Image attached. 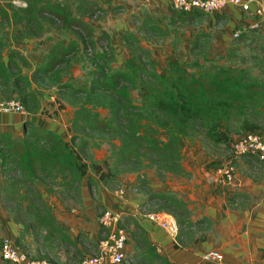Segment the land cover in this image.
<instances>
[{
  "label": "trees",
  "instance_id": "1",
  "mask_svg": "<svg viewBox=\"0 0 264 264\" xmlns=\"http://www.w3.org/2000/svg\"><path fill=\"white\" fill-rule=\"evenodd\" d=\"M39 1L27 0L26 6L0 4V10L4 17L16 18L25 36L43 34L44 22L37 15L38 11L50 13L70 28L88 27L89 33L83 37H88L86 48L93 67L89 72V83L77 89L85 93L75 92L72 100L75 109L70 119V138L30 122L23 134L16 136L11 131L0 132V169L3 175L0 194L6 199L18 195L20 203L22 199L28 200L30 209H36L39 225L50 235H61L65 227L54 214L39 184L45 186L49 193H55V185H61L62 190H76L81 196L82 182L90 170L108 187L114 183L119 186L121 173L140 167L154 166L160 175L166 172L184 174L182 140L198 136L211 145L229 147L233 135L263 128L258 118L264 113V77L251 67L213 60L201 72L190 71V67L201 68L198 59L188 61L170 54L165 64L158 68V61L135 34L127 37L138 44L128 43L129 57L115 67L112 62L116 53L110 37L106 34L99 36V40L107 45L97 50L94 27L85 20L84 13L73 14L68 5L61 3L46 2L39 6ZM195 11L199 10H174V16L185 18ZM149 22L150 19H146L145 25L163 35L164 30L159 24ZM252 32L255 29L243 30L220 57H239L240 41L246 40ZM76 45L77 41L54 45L32 75L20 69L14 59L16 50H12L8 60L0 53V97L19 98L26 109L43 112L36 76L50 75L55 78L50 79L53 85L63 84V77L70 69L67 66L70 59L65 57L76 50ZM133 89L139 91L140 103L133 101ZM33 102V105L29 104ZM61 106L64 107L63 104ZM101 107L107 108L108 114L103 115ZM95 132L112 133L120 143L114 142L111 153L104 159L89 162L84 153L94 143ZM12 171L18 172L20 177L12 175ZM88 183L91 186L98 181L89 177ZM21 188H24V194ZM157 194L164 202L157 211L173 214L179 223L176 237L179 243L193 246L206 239V229L197 235L192 227H199L207 218L194 221L185 199L168 192ZM242 196L246 197V194L236 191L228 197V203L235 205L236 199ZM130 217L135 225L131 235L138 251L136 254L146 264L156 259L173 264L157 251L147 229L134 216ZM184 225L188 229L183 228ZM24 227L27 231L30 229V225L25 224ZM20 238L18 236L16 243L19 244ZM66 239L70 238L66 236Z\"/></svg>",
  "mask_w": 264,
  "mask_h": 264
},
{
  "label": "rangeland",
  "instance_id": "2",
  "mask_svg": "<svg viewBox=\"0 0 264 264\" xmlns=\"http://www.w3.org/2000/svg\"><path fill=\"white\" fill-rule=\"evenodd\" d=\"M46 2L65 4L72 9L73 14H85L87 21L89 23L91 22L90 24L95 27L93 37L97 40V50H101L107 45L105 41H100L97 36L110 30L115 41H117V43L115 42L117 47L121 48L119 52L117 51V60L119 55H122L125 48H128L129 50L130 45L128 43L131 42L133 44H138V42H133L132 39L127 37L128 34H134L132 33V26L135 28L137 38L143 46H145L144 41H156L162 38L161 34L148 29L145 25L146 19L147 21L150 19L148 24H154L152 19L154 17L152 14L149 12L145 13L146 11H144L143 14H138L134 10V7L139 4L142 5L143 10H147V8L149 10V0H40L39 6H42V4H45ZM0 4L3 6H10L11 4H14L15 6H26L27 0H0ZM220 12L221 11H218L216 13ZM37 15L40 20L44 22L45 29L43 34L41 36H25L23 28L19 23H16V18L12 16L8 19L3 16L2 11L0 10V53L5 60H8L12 50H16L17 55H15L14 59L18 62L19 67L23 72L31 75L54 45H67L71 44V42L77 41L78 45L75 47L76 50H73L65 57L70 59V63L67 65L70 69L63 77V84L53 85L50 79H53L54 77H50V75L38 74L36 76L38 78V80H36V88L40 95L41 105L45 116L50 118L56 116L55 118L67 122V119L70 118L69 116L73 111L72 100L76 95L75 92L78 94L81 92L85 93L83 90L77 89L84 88L91 78L89 72L93 67L91 65V59H89L91 58V55H89L86 48L88 37H83L87 32L89 33V30L88 27L85 28L83 26L70 28L69 26H66L62 20L54 17L46 11H38ZM126 15H128V20L131 21L133 25L131 24L132 26L129 25V27L122 25L125 33L123 32V34L118 37L117 32L120 21L117 19L123 18ZM177 26L178 24L175 25L176 28ZM182 27L185 30L186 28H189L193 33L195 32L193 31L194 29L198 30L199 28L195 23H182ZM238 28L240 27H236L233 31V39L240 36L234 35L235 30ZM139 30L142 31L140 32ZM208 32L210 33L211 31ZM263 36L262 30L255 29V32H252L246 40L240 41V48L237 51L239 57L222 60L220 57L222 53L217 54L215 58L210 57L208 60L204 57L202 58L204 60V65L201 66V68L190 67L189 70L201 72L214 60L217 62H228L235 65L249 66L255 73L264 77ZM207 40L210 39L207 38ZM148 49L151 51L150 48ZM195 54L196 57H202L197 53ZM151 56H154L152 51ZM64 66L66 65H58V67ZM117 66L119 65L116 62L115 67ZM131 95L135 103H140L141 99L137 89H133ZM29 104L33 105L34 102ZM61 104H63L64 107H62ZM99 109L103 115L108 114L107 108L101 107ZM258 119L263 125V128L260 130L263 131L264 113ZM29 130L31 131L32 128L30 127ZM93 136L94 143L90 146V149L84 153L89 162H91L92 159H104L111 153L113 143H120L119 139L112 137V133L95 132L93 133ZM70 137L71 132L70 136L67 138ZM97 142H100V144L97 145ZM199 151L206 153L209 160L207 163L208 168L212 167L215 162H222L229 159L236 165V172L238 171L240 174H247L254 179H257L260 175L262 163L256 161L254 156L237 155L233 152L230 146L217 147L209 144L204 138L198 136L182 140V152L184 155L183 163L188 160L192 153L193 156L197 158L198 153H200ZM240 159L243 160V163L241 162L239 164L238 160ZM93 173L92 170L89 171L88 182L89 177H93ZM12 175L20 177L18 172L12 171ZM185 175L186 174H178L174 172H166L164 175H160L154 166L140 167L132 171L121 173L119 176V186L114 183L109 185V188L111 190H120L121 188L126 189L130 195L129 197L133 200L136 199L135 202L137 203V208H139L140 212L147 215L150 212H155L163 216L169 212L157 211L164 203L158 197L157 193L168 192L177 196L180 193V190L183 189V186L186 185L188 187L192 185L191 176ZM2 176L0 169V180L3 178ZM221 184L223 185V189H226V186H228L225 182ZM39 188L44 193V197L48 203L52 206L54 214H56V210H59V213L67 211L70 212V214L76 213L77 210H80V206L83 203V192L81 197L76 190H62L61 185H55V193H49L46 191V187L42 184H39ZM21 191L24 194V188H21ZM98 191L100 190L97 184L89 185V192L93 199L96 200L95 207L99 215L100 211L104 208V205L97 200ZM13 196L12 199H6L0 194V217L5 218L11 224L19 228V233L14 239L16 241L18 236L21 237L19 239V244L23 249L29 251L30 255L35 258H46L62 263L78 260L87 254H93L96 252L98 240L92 239L86 234V231H77L78 233L73 235L70 230L64 226V232H62L61 235L57 233H52L50 235L48 230L39 225V219L36 216V209L34 207L30 209L28 205L29 201L22 199V203H20L21 197L18 195H15V197ZM55 208L56 210L54 211ZM25 224L30 225L28 231L24 227ZM121 226L128 231L132 240L131 232L135 229L134 219H132L130 215H124V218L121 221ZM207 227L208 223L204 222L199 227H192V230L199 235L202 230ZM5 228L6 226L2 223L0 218V239L8 237L6 236L7 233L5 232ZM183 228L188 229L185 225ZM66 236L70 239H66ZM129 243L130 238L128 239L127 245H129ZM136 253H138V251L136 252V249L134 250L133 248H130L127 250L125 262H128L129 264H146L143 258ZM0 259L3 260L1 255ZM3 262L6 261L3 260ZM6 264L10 263L6 262ZM147 264H163V262L161 259H156Z\"/></svg>",
  "mask_w": 264,
  "mask_h": 264
},
{
  "label": "crops",
  "instance_id": "3",
  "mask_svg": "<svg viewBox=\"0 0 264 264\" xmlns=\"http://www.w3.org/2000/svg\"><path fill=\"white\" fill-rule=\"evenodd\" d=\"M149 1V10L148 8L143 10L141 4L135 6L134 10L138 14H143L144 11H146L145 13H151L154 17V24H159L164 30L161 39L144 41L145 47L150 48L154 55L153 58L157 59L158 68L165 64L166 57L170 54L188 61L198 59L200 63L202 62L201 66H203L204 60L202 58L206 57L205 59L208 60L210 57L215 58L217 54L226 52L227 47L233 40V31L236 27H242L243 30L252 28V16L234 4H229L220 12L221 14L195 11L185 18H177L174 16L172 0ZM117 20L120 21L117 32L119 37L123 32L125 33L122 25L129 27L133 23L128 20V15ZM182 23H195L199 28L198 30L194 29L195 32L193 33L189 28L185 30ZM176 24H178L177 28L175 27ZM146 27L150 29L148 25ZM132 28V33L137 36L135 28L133 26ZM262 33L264 35V24ZM104 34L110 37L111 44L115 48L116 59L112 62V65L115 66L116 62L121 65L130 55L128 48L123 50L122 55L120 54L117 60V54L121 48L117 47V41H115L110 30L99 36ZM207 38L210 40H207ZM195 53L202 57H196ZM223 59L228 60L227 57H223ZM72 107L73 111L67 122L55 118L56 116L54 118L45 116L42 111L33 112L28 109L24 112L1 111L0 132L11 131L17 136L24 133L28 128V122H30L44 129L54 130L67 138L70 136V119L75 109L73 104ZM262 133H264V130ZM199 152L197 158L192 153L188 160L184 161V174H186L185 176H191L192 185L183 186V189L177 195V197H181L188 202L192 210L191 217L194 221L207 218L206 239L193 246L179 243L160 222L140 212L135 202L136 199L133 200L129 197L130 195L126 189L125 194L120 193V190H111L93 173L92 176L98 181L97 185L100 190L98 191L97 200L104 205V208L121 209L125 212V215H134L142 226L147 229L148 236L156 245L157 251L167 257L170 262L213 264L204 258V254L210 249H217L224 254L228 264H264V160L260 161L262 167L257 179L251 178L247 174H240L237 171L235 182L232 184L225 183L228 186L223 189L216 170L220 162H215L212 167L208 168L207 163L209 160L206 153ZM238 161L240 164L243 160ZM88 176L89 174L82 182L83 203L80 210L72 214L67 211L59 213L56 208L54 211L56 210L60 222L73 235L77 234V231H86V234L92 239L98 240L100 237L99 215L95 207L96 200L89 192ZM236 191L245 193L246 197L242 196L241 199H236L235 205H231L228 203V197ZM0 218L6 226L5 232L9 234L5 233L6 236L15 240L19 228L5 218ZM130 248L135 250L134 240H131V237L127 250ZM5 263L0 259V264ZM102 264L129 263L125 261H105Z\"/></svg>",
  "mask_w": 264,
  "mask_h": 264
},
{
  "label": "built area",
  "instance_id": "4",
  "mask_svg": "<svg viewBox=\"0 0 264 264\" xmlns=\"http://www.w3.org/2000/svg\"><path fill=\"white\" fill-rule=\"evenodd\" d=\"M229 4L238 6L242 11L251 15L253 21L251 27L262 30L264 24V0H172L174 10L193 11L199 10L208 13H216L224 10ZM243 28L235 30L234 35L239 36ZM106 47V45L104 46ZM23 102L16 97H0V112H24ZM230 148L237 155L254 156L260 162L264 160V134L260 130H249L233 135ZM220 183H233L236 179V165L231 160L220 162L217 167ZM125 194V189H120ZM125 212L121 209L103 208L99 213V225L101 234L98 239L96 252L87 254L78 260L67 262H55L46 258H35L30 252L23 249L10 237H3L0 241V255L4 261L10 264H102L105 261L123 262L127 257V244L130 234L121 226ZM148 216L160 222L166 230L177 237L179 223L173 214L150 212ZM204 258L213 264H228L224 254L217 249L205 252ZM173 264H190L188 262H174Z\"/></svg>",
  "mask_w": 264,
  "mask_h": 264
}]
</instances>
